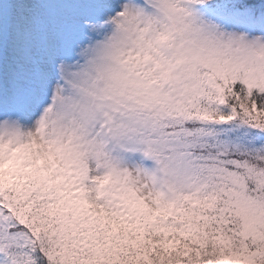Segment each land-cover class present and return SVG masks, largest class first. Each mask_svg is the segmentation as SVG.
I'll return each mask as SVG.
<instances>
[{"label":"snow or ice","instance_id":"6c2138e0","mask_svg":"<svg viewBox=\"0 0 264 264\" xmlns=\"http://www.w3.org/2000/svg\"><path fill=\"white\" fill-rule=\"evenodd\" d=\"M0 264H264V0H0Z\"/></svg>","mask_w":264,"mask_h":264}]
</instances>
